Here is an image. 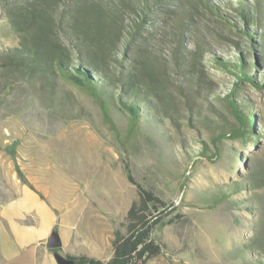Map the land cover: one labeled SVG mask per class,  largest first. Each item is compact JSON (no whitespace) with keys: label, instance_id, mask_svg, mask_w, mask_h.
I'll return each instance as SVG.
<instances>
[{"label":"rangeland","instance_id":"374dc122","mask_svg":"<svg viewBox=\"0 0 264 264\" xmlns=\"http://www.w3.org/2000/svg\"><path fill=\"white\" fill-rule=\"evenodd\" d=\"M211 1L224 17L190 2L207 46L200 61L204 82L192 73L185 81L177 78L167 49L168 82L151 93L136 128L118 102L109 108L110 124L86 89L63 79L52 87L0 59L1 194L7 195L11 175L17 177V154L41 151L50 155L46 160L59 161L43 168L58 173L54 180L61 187L90 185L93 204L114 230L137 200L123 169L126 161L138 184L175 207L165 221L183 216L154 229L162 255L148 264H264V59L237 11L241 2L253 0ZM16 45V37L0 32V54ZM184 47L192 50L194 42L188 38ZM239 50L250 55L245 58L260 85L243 81L233 96L254 115V137L231 134L239 123L225 97L234 79L216 62H233ZM11 144L14 157L5 151ZM76 159L83 164L74 165ZM252 242L257 245L246 247Z\"/></svg>","mask_w":264,"mask_h":264},{"label":"trees","instance_id":"16d2710c","mask_svg":"<svg viewBox=\"0 0 264 264\" xmlns=\"http://www.w3.org/2000/svg\"><path fill=\"white\" fill-rule=\"evenodd\" d=\"M210 13L224 17L211 0H195ZM223 1V0H222ZM191 0H0V32L17 38V45L0 54L5 66L22 68L29 76H38L54 87L58 79L85 88L98 102L104 118L112 124L109 108L115 102L129 114L136 128L150 104L151 93L168 82L166 62L168 49L175 62V76L189 79L200 72V61L207 50L203 35L196 26ZM237 9L244 31L250 39L257 37L264 59V0L241 2ZM251 8V9H250ZM227 16V15H225ZM227 18V17H226ZM230 18H227L229 22ZM194 48L184 47L186 39ZM235 46H238L236 43ZM236 59H216L234 79L233 88L225 97L239 125L233 137L257 136L255 117L233 98L243 81L260 87L241 50ZM257 67V63L254 64ZM182 81V80H181ZM182 81V83H183ZM5 151L15 156L14 144ZM123 169L127 181L136 188L137 200L129 206L124 223L113 230L111 256L102 261L85 255L51 252L73 264H148L162 255V248L153 238V231L164 223L182 219L151 191L138 184L126 161ZM18 179L27 182L15 165ZM165 221V222H164ZM256 242L246 247L256 246ZM264 250V249H263ZM254 264V263H252ZM262 264V263H260Z\"/></svg>","mask_w":264,"mask_h":264},{"label":"crops","instance_id":"0c3cea01","mask_svg":"<svg viewBox=\"0 0 264 264\" xmlns=\"http://www.w3.org/2000/svg\"><path fill=\"white\" fill-rule=\"evenodd\" d=\"M28 154H17L16 165L33 189L12 174L7 195L0 192V264H59L49 245L53 234L62 253L108 260L113 229L93 204L90 185L65 182L61 187L54 180L58 173L43 168L59 161L46 160L50 155L41 151Z\"/></svg>","mask_w":264,"mask_h":264},{"label":"water","instance_id":"95a60500","mask_svg":"<svg viewBox=\"0 0 264 264\" xmlns=\"http://www.w3.org/2000/svg\"><path fill=\"white\" fill-rule=\"evenodd\" d=\"M85 89V88H84ZM87 90V89H86ZM88 91V90H87ZM89 92V91H88ZM50 247L51 248H56L58 246V240H57V237L55 236V234H53L50 238ZM55 255V254H54ZM57 258H58V262L59 264H73L71 261L69 260H66L64 258H62L61 256L59 255H55Z\"/></svg>","mask_w":264,"mask_h":264}]
</instances>
